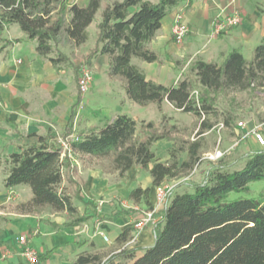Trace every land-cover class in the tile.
<instances>
[{"label": "trees", "instance_id": "obj_1", "mask_svg": "<svg viewBox=\"0 0 264 264\" xmlns=\"http://www.w3.org/2000/svg\"><path fill=\"white\" fill-rule=\"evenodd\" d=\"M101 2L89 0L86 5H79L70 0H0V52L5 43L20 41L2 38L4 29L17 25L26 40L35 42L36 53L58 69L69 61L62 48H78L87 40V26ZM178 3L179 0H115L105 4L96 25L95 45L82 63L90 67L95 56L107 55V75L123 83L129 100L139 106L160 105L167 100L181 112L203 117L202 132L212 127L206 119L215 112L217 94L230 90L254 94L264 90V38L255 46L250 61L232 50L221 64L196 60L190 66L194 80L185 76L176 85L154 82L146 78L132 58L157 60L148 45L162 18ZM79 67L74 66L77 78ZM231 121L230 116H225L226 126ZM139 126L141 134L133 118L117 114L109 123L71 141L73 156L88 166L118 176L139 165L148 170L153 186L178 177L199 160V142H191L186 150L169 149L167 160L155 158L154 143L169 136L156 133L152 122H141ZM68 128L66 136L71 126ZM61 149L60 144L39 136L36 142L20 146L18 151L1 155L2 182L6 188L27 185L31 190L28 201L15 205L17 213L64 211L68 224L80 225L87 217L79 214L62 186L70 159L61 155ZM182 151L187 152V158L179 162ZM263 179L261 148L245 156L241 169L228 171L223 166L216 167L202 181L189 182L190 191L170 193L161 218L152 226L154 239L150 245L128 247L127 243L134 238L132 228L128 227L117 235L112 248L105 251L90 243L89 250L78 252L71 264H113L119 256L129 259L127 264H264V189L258 197L228 198L229 193L248 191L251 182ZM68 181L76 183L71 177ZM148 193L149 188L136 187L129 198L139 202L146 200ZM75 197L81 200L78 189ZM138 250L142 253L135 256ZM51 253L52 250L38 254V260Z\"/></svg>", "mask_w": 264, "mask_h": 264}, {"label": "crops", "instance_id": "obj_2", "mask_svg": "<svg viewBox=\"0 0 264 264\" xmlns=\"http://www.w3.org/2000/svg\"><path fill=\"white\" fill-rule=\"evenodd\" d=\"M70 1L86 5L89 0ZM112 1L115 0H102L93 21L87 26V40L78 48L71 49L74 55H69V61L59 65L58 69L36 53L35 42L26 40L17 25L3 30L2 38H18L20 41L5 43L0 52V156L36 142L39 136L56 145L67 136L75 139L109 123L117 114L129 115L139 129L141 122H152L156 126L155 117L170 116L173 111H180L167 100L160 105L151 103L147 106H139L129 100L123 83L107 75V55H97L91 60L92 84L87 92L79 93L74 66H80L94 47L101 12L104 5ZM221 8L238 11L241 21L212 37V21ZM176 11H181L189 27L188 34L179 42L171 33ZM263 38L264 0H179L178 5L162 18L160 28L148 45L156 53L157 60L146 62L133 57L132 62L143 70L147 79L176 85L198 59L221 64L230 51L237 50L250 61L255 46ZM69 126L70 134L66 136ZM154 145L158 148V152H154L155 158L166 159L171 141L160 139ZM141 168L132 166L123 176H118L117 173H104L97 167L88 166L75 157L70 160V168L64 170L67 179L63 177L62 186L71 183L75 191L79 190L81 200L75 197L78 203L72 198L71 201L79 214L87 217L83 222L88 225L87 235L77 231L83 223L68 224L69 218L64 211H49L48 216L42 215L43 212L17 213L15 205L28 201L32 196L31 190L27 185L6 188L0 166V264H30L22 255L17 241L21 234L27 236L29 246L37 254L52 250L48 257L35 264H71L78 252L89 250L90 243L106 251L113 247L117 235L128 227L134 234V240L128 247L150 245L154 239L152 226L136 231L133 222L141 212L127 213L124 210L133 209L136 205L146 210L154 204L155 186L151 184L149 172L141 181ZM69 177L76 183L69 182ZM136 187L149 188L146 200L134 202L129 198ZM96 221H100L97 227ZM103 235L108 241L103 240ZM141 253L138 250L135 256ZM129 262V259L119 256L113 264Z\"/></svg>", "mask_w": 264, "mask_h": 264}, {"label": "rangeland", "instance_id": "obj_3", "mask_svg": "<svg viewBox=\"0 0 264 264\" xmlns=\"http://www.w3.org/2000/svg\"><path fill=\"white\" fill-rule=\"evenodd\" d=\"M62 51L70 56L74 55V52L68 47L62 48ZM185 76L194 80L190 68H188ZM194 90L197 91L198 89L195 87ZM215 106V112L209 113L206 119L208 123L212 124V127L202 132L200 123L203 117L200 118L190 113L173 111L170 116L161 115L154 119L156 133H166L169 136L168 138H161L171 141L169 149L182 147L186 150L191 142L200 143L199 160L192 169L181 173L178 177L167 179V183L171 186L170 193L172 195L190 191L189 182L202 181L206 173L216 167L223 166L228 171L241 169L248 153L264 148V145H259L253 137V133H260L264 138V90H258L254 94L236 90L220 93L216 95ZM227 115L232 119L229 126L224 124ZM139 132L140 128L138 129ZM153 149L154 152H158L155 145ZM169 149L164 160L169 158ZM217 152H220V155L214 158L209 157V155L215 156ZM178 156V161L181 162L187 158V152L182 151ZM142 169L140 179L143 182L148 170ZM64 176L67 179L65 171ZM63 187L71 195L73 202L78 203L74 196L73 184L64 183ZM262 189H264V179L251 182L248 191L229 193L228 198L258 197ZM136 206L137 209L135 210H124L127 213L143 210L142 207ZM48 212L45 210L42 215L48 216Z\"/></svg>", "mask_w": 264, "mask_h": 264}, {"label": "built area", "instance_id": "obj_4", "mask_svg": "<svg viewBox=\"0 0 264 264\" xmlns=\"http://www.w3.org/2000/svg\"><path fill=\"white\" fill-rule=\"evenodd\" d=\"M241 21L240 13L236 10L226 11L224 8H221L219 12L215 15L212 25H211V33L212 37L217 36L230 28L238 25ZM189 27L185 20L183 19L181 11H176L173 17V25H172V37L175 41L179 42L183 40V38L188 34ZM93 81V71L86 64L81 63L79 67V74L77 78V88L80 94H84L87 92ZM241 125V123H239ZM253 137L255 141L259 145H264V138L260 133H253ZM76 140V138H72L71 136H67L64 139L59 141L61 146V155L65 154L68 156L70 160L74 158L73 152L70 147V142ZM220 155V152H217L215 156L209 155L210 158H214ZM155 201L152 207L142 210L140 216L133 222V228L136 231L142 230L147 226H153V224L159 220L162 216V212L167 205V198L171 192V186L167 183V181H163L161 184L155 186ZM125 207V204L123 205ZM133 209H137L136 206L132 207ZM100 221H96V227L99 225ZM78 233H86L88 234V225L83 223L77 228ZM94 234H91L93 236ZM103 240L108 241L107 236L103 235ZM134 238L127 243V245L133 242ZM18 243L21 245V253L26 258V260L30 264H35L38 262V254L36 251L29 246L28 239L25 234H21L17 238Z\"/></svg>", "mask_w": 264, "mask_h": 264}]
</instances>
